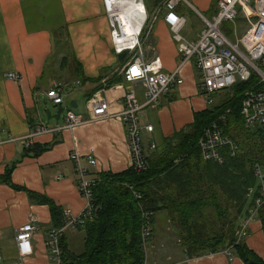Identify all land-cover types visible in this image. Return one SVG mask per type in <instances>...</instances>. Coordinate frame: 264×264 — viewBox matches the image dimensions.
<instances>
[{
  "label": "crops",
  "instance_id": "crops-1",
  "mask_svg": "<svg viewBox=\"0 0 264 264\" xmlns=\"http://www.w3.org/2000/svg\"><path fill=\"white\" fill-rule=\"evenodd\" d=\"M209 4H206V10ZM54 6L58 20L53 15ZM53 16L55 20L51 24ZM238 25L242 26V23ZM150 33L145 40L147 57L150 58L155 51L162 70L173 71L180 63V57L171 31L162 20H158ZM197 34L193 39L184 38L193 41ZM58 44L61 45L56 50L60 54L55 59L52 55ZM67 55H72V61L75 59L80 65L79 74L93 82L83 84L70 77L69 66L61 62ZM120 63L113 52L101 0H0V252L6 264L21 261L23 264L55 263L47 247L52 229L50 210L47 205L39 203L37 197L48 198L63 212L69 210L72 215H79L85 209L87 203L77 189L78 177L69 159L71 154L77 153L81 157L82 166L91 176L118 174L130 168L125 125L118 118L31 136L40 125L48 129L62 126L64 110L78 107L76 99L70 101L71 107L65 106V98L61 106H55L46 97L54 85L61 84L64 94L68 90L79 92L78 95L86 101V114L79 115L85 121L90 117L87 102L93 96L106 98L112 113L122 111V98L131 90L142 102L143 88L140 85L133 88L124 80ZM10 73L18 74L19 79H9L7 75ZM99 76L103 79L94 82ZM182 76V85L172 87L155 109L145 110L143 124L154 128L151 134L143 131L141 135L146 156L151 152L149 146L152 143L157 145L172 137L193 123L195 114L211 107L202 96L200 74L193 64L183 66ZM107 84L108 87L88 97L94 89ZM60 108L63 111L56 120ZM48 110L50 120H47ZM45 120L52 124L45 123ZM44 148L46 150L40 152ZM89 156L96 165L88 164ZM31 217L36 226L33 253L22 260L14 237L16 229ZM153 229H158L159 233L155 234ZM249 231L245 245L264 263V231L260 220L256 218ZM81 233L76 230L64 234L69 249H76L73 245ZM164 235L168 239L175 238L181 249L180 258L173 264H244L232 252L231 256L219 252L188 258L177 230L164 212L153 217L146 247L150 258L147 255L146 264H159L158 258L166 253L168 244Z\"/></svg>",
  "mask_w": 264,
  "mask_h": 264
},
{
  "label": "trees",
  "instance_id": "trees-1",
  "mask_svg": "<svg viewBox=\"0 0 264 264\" xmlns=\"http://www.w3.org/2000/svg\"><path fill=\"white\" fill-rule=\"evenodd\" d=\"M60 45H55V59ZM71 56L61 61L69 66L70 77L83 84L93 82L79 74L80 65ZM125 63L124 59L120 64ZM101 79L99 76L94 82ZM258 81L252 75L248 81L236 83L230 88V98L195 114L193 123L157 144L155 151L145 156L146 170L137 172L130 167L118 174L89 175L97 179L92 192V218L77 229L83 234L81 249H69L63 236L61 264H144L142 211L152 213L151 227L155 214L166 213L190 259L228 250L244 264H264L244 239L236 238L239 222L253 203L254 197L247 195L256 187L253 166L264 163L262 134L259 129L245 128L240 114L244 94L264 89ZM108 86H99L88 97ZM215 123L239 147L235 157L227 156L221 164L204 161L197 147L203 129ZM43 150L46 148L40 152ZM129 187L141 195L140 200ZM37 198L49 207L52 228L62 227L63 211L48 198ZM257 219L264 231V207Z\"/></svg>",
  "mask_w": 264,
  "mask_h": 264
},
{
  "label": "built area",
  "instance_id": "built-area-1",
  "mask_svg": "<svg viewBox=\"0 0 264 264\" xmlns=\"http://www.w3.org/2000/svg\"><path fill=\"white\" fill-rule=\"evenodd\" d=\"M123 1L101 0V6L110 28L113 52L116 55L124 51L128 52L123 68L124 80L133 88L136 85L143 88V101L140 102L136 92L131 90L126 92L122 98V111L112 113L109 101L96 95L87 102L90 116L88 121L67 109L64 110L65 121L62 126L48 129L44 125H40L31 136L53 130H71L86 123L113 117L118 118L125 125L130 152V167L141 172L147 169L141 135L143 131L150 134L154 131L152 125L143 124L145 110L155 109L172 87L184 83L183 66L193 64L199 72L200 91L208 105H212L213 95L230 89L238 82L248 81L252 75L259 78L258 84L264 85V0H214L210 18L200 13L187 0H154L152 19H148L143 0H140L143 8V21L140 30L133 35L124 34L123 31ZM181 4L192 9L203 24V28L193 41H189L179 34L186 25V19L181 15L179 9ZM158 20H162L171 31L180 57L178 66L168 73L162 70V63L157 53L152 51L151 57L148 58L145 48L140 42L145 26L148 24L152 30ZM239 23L247 25L241 35L238 34ZM224 28L233 30L231 37L225 34ZM150 30L147 33L144 32L147 34L146 37L151 32ZM7 77L13 80L19 79V75L16 73H10ZM46 97L55 106H61L65 97L62 85L52 86ZM240 114L244 127L259 129L264 139V89L250 90L244 94ZM197 147L204 161L219 164L224 161L225 157H235L239 152V147L222 133L216 123L203 129ZM155 149L156 144L152 143L149 146V151L153 152ZM69 159L73 162L78 177L76 184L79 195L87 205L79 215H72L69 210H65L62 227L50 230L47 247L50 248L54 256V264H61V239L64 234L84 227L86 221L92 218V192L97 179L89 176L77 153L71 154ZM88 164L94 166L96 161L89 156ZM253 173L256 187L249 189L247 194L250 198L254 197L253 203L239 224V229L236 232L237 241L245 240L250 236V226L256 220L258 211L264 207V163H256L253 166ZM129 188L135 199L140 200L141 195L133 191L132 187ZM151 217L152 213L142 211L141 237L144 248L147 247L151 236ZM35 231V219L32 217L27 223L16 229L15 247L22 260L33 253L32 239ZM223 253L230 255L228 250ZM0 264H6L1 252ZM17 264H23V262Z\"/></svg>",
  "mask_w": 264,
  "mask_h": 264
},
{
  "label": "rangeland",
  "instance_id": "rangeland-1",
  "mask_svg": "<svg viewBox=\"0 0 264 264\" xmlns=\"http://www.w3.org/2000/svg\"><path fill=\"white\" fill-rule=\"evenodd\" d=\"M190 4H192L200 13H202L204 16H206L207 18H210L212 15V3L214 5V0H187ZM211 1V3H210ZM210 3V4H209ZM206 4H209V9L206 10ZM153 5H154V0H143V6L146 10V13L148 15V19H152V11H153ZM180 13L181 15L184 16V18L186 19V25L185 27L180 31V35L185 37V38H189V39H193L195 38L196 33H199L201 31V29L203 28V24L201 22V20L198 18V15L189 7H187V5L185 4H181L180 5ZM54 10H56V6L53 7V15L55 16L56 20L59 19L58 17V13L55 12ZM53 16V20H50V23H54V18ZM150 27V26H149ZM148 27V24L145 26L142 34H141V40L140 42L143 44V48H145V46L147 45L146 43V38L150 35L151 33H149V35L146 37L145 33H147L150 28ZM247 25L244 23L242 26L238 27V34L241 35L243 34V32L246 30ZM225 34L228 37H231L233 34V30L230 28H224L223 29ZM152 31V30H150ZM145 32V33H144ZM125 65H122V67H124ZM264 70V69H263ZM79 92H73L72 90H68L67 93H65V106H70V101H72V99H76V101L78 102V107L76 109L71 107V110L73 111L74 114L76 115H80L86 114V101L84 100V98L80 97ZM233 94V89H229V90H224L221 91L219 93H217L216 95H213L212 97V106H215L219 103V101L223 102L224 100L230 98ZM147 113V112H146ZM62 116H64V114H62ZM46 119V117H45ZM60 122V121H59ZM45 123H49L52 124L51 122H47V120H45ZM142 137V142H143V136ZM230 214V218H232L231 215L234 214V211H229ZM159 216V215H157ZM157 218V217H156ZM152 228V227H151ZM153 231L155 232V234L159 233L158 229H153ZM162 233H160V236L162 237ZM168 236L164 235L163 238H166V242H167V247L165 249V252L162 257L158 258V263L159 264H173L178 258H180L181 256V249L180 246L176 243V239L175 238H171L168 239ZM82 242H83V234H78V236L76 237L75 240V244L73 245L75 248L77 249H81L82 247ZM173 245V246H172ZM173 247V248H172ZM172 249H174V252L172 251ZM146 260H147V255H148V259L150 258V254H149V250L147 251L146 248ZM144 264H146V262H144Z\"/></svg>",
  "mask_w": 264,
  "mask_h": 264
},
{
  "label": "bare ground",
  "instance_id": "bare-ground-1",
  "mask_svg": "<svg viewBox=\"0 0 264 264\" xmlns=\"http://www.w3.org/2000/svg\"><path fill=\"white\" fill-rule=\"evenodd\" d=\"M124 12L122 26L124 34L133 35L137 33L143 21V8L140 0H124Z\"/></svg>",
  "mask_w": 264,
  "mask_h": 264
},
{
  "label": "water",
  "instance_id": "water-1",
  "mask_svg": "<svg viewBox=\"0 0 264 264\" xmlns=\"http://www.w3.org/2000/svg\"><path fill=\"white\" fill-rule=\"evenodd\" d=\"M127 53H128L127 51H124V52H122L121 54H119V55L117 56L118 60H119L120 62L123 61V60L125 59ZM62 111H63V108H60V109H59V112H58V117L56 118V120H59V117H60V114L62 113ZM47 112H48L47 120H50V119H51V115H49V110H48Z\"/></svg>",
  "mask_w": 264,
  "mask_h": 264
}]
</instances>
